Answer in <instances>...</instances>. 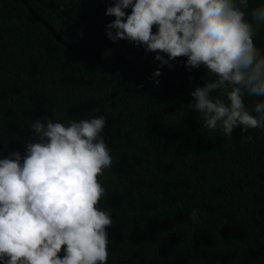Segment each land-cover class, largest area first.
Returning <instances> with one entry per match:
<instances>
[{"label":"trees","instance_id":"obj_1","mask_svg":"<svg viewBox=\"0 0 264 264\" xmlns=\"http://www.w3.org/2000/svg\"><path fill=\"white\" fill-rule=\"evenodd\" d=\"M27 2L61 39L90 44L104 64L145 52L107 38L109 0H54L53 9ZM261 6L249 0L248 12ZM255 43L264 54V26ZM155 55L100 68L93 55L59 44L21 0H0V158L23 157L36 119L103 115L113 160L99 178L101 207L113 218L107 264H264V129L237 127L229 137L204 128L189 94L216 77L204 66L189 71L185 57L161 66ZM262 100L244 102L251 110Z\"/></svg>","mask_w":264,"mask_h":264},{"label":"clouds","instance_id":"obj_2","mask_svg":"<svg viewBox=\"0 0 264 264\" xmlns=\"http://www.w3.org/2000/svg\"><path fill=\"white\" fill-rule=\"evenodd\" d=\"M248 9L249 0H109L105 15L115 19L106 36L143 46L170 69L180 57L189 71L204 66L216 79L190 92V107L204 128L230 137L237 127L264 129V100L251 110L244 102L264 98V54L255 43L264 6ZM105 126L103 115L36 119L23 157L0 158V264H107L113 218L101 207L99 178L113 160ZM190 219L198 220L196 209Z\"/></svg>","mask_w":264,"mask_h":264},{"label":"water","instance_id":"obj_3","mask_svg":"<svg viewBox=\"0 0 264 264\" xmlns=\"http://www.w3.org/2000/svg\"><path fill=\"white\" fill-rule=\"evenodd\" d=\"M37 1L42 7L47 8V9H53L55 8L54 6V0H48L47 2H44L42 0H35ZM22 4L25 6L27 12L29 13V15L38 23H40L41 25H43L46 30L50 33V35L62 46H64L65 48L73 51V52H80V53H87V54H91L94 56V58L96 59V62L98 64V66L100 68L103 69H107V68H112L115 66H122V65H127V64H132V63H137L142 61L146 56H148L151 52H144L143 54L134 57V58H129V59H124V60H120V61H114L110 64H104L103 61L101 60V57L99 55V53L97 52L96 49H94L93 47H91L90 44L80 41L81 45L79 46H75V45H71L69 43H67L66 41H64L63 39H61L56 32L53 30V28L44 20H42L40 17H38L34 11L31 9V7L29 6L27 0H21Z\"/></svg>","mask_w":264,"mask_h":264}]
</instances>
